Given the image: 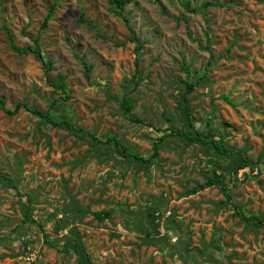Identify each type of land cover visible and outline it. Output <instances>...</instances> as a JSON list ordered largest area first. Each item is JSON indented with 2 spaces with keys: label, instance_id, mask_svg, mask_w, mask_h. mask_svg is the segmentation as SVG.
<instances>
[{
  "label": "rangeland",
  "instance_id": "1",
  "mask_svg": "<svg viewBox=\"0 0 264 264\" xmlns=\"http://www.w3.org/2000/svg\"><path fill=\"white\" fill-rule=\"evenodd\" d=\"M123 16L0 0V264H264V0H133ZM8 34L39 39L51 69ZM184 100L230 154L171 135L190 128ZM162 136L157 161L134 159Z\"/></svg>",
  "mask_w": 264,
  "mask_h": 264
},
{
  "label": "trees",
  "instance_id": "2",
  "mask_svg": "<svg viewBox=\"0 0 264 264\" xmlns=\"http://www.w3.org/2000/svg\"><path fill=\"white\" fill-rule=\"evenodd\" d=\"M132 1L133 0H107L108 4L110 5L111 12L114 15H116V16L122 17L127 24L129 23V20H128V18H125L123 16V13L125 11L126 6L129 5V4H131ZM186 6L188 7L189 4L187 3ZM52 15H53V11H51V13L47 16V18L45 20V23H44V27H47V25H48V23H49L50 18H51ZM81 21L84 22L83 19H81ZM130 31H131V34H132L131 40L136 44V46H137L136 51L139 52L140 49H141V47L143 46V43L140 40V38L137 37L134 34V30L132 28H130ZM8 35H9V40H10L11 46L13 47V49L16 52H18L19 54H25V55L32 54L38 61H40V62L43 63V66L46 69V71H49L51 69L52 64L50 62H45L44 59H43L42 51H41V44H40L39 39H35L34 40L35 47L18 48V47L15 46L14 40L12 39V37L10 36V34H8ZM81 62H82L83 66H84V68L86 70L87 77H89V75H90V73L92 71V66L89 65L87 62H85L83 60H81ZM137 64H138V60H137ZM54 86L56 88H61V89L64 88V85L63 84L54 85ZM187 88H188V93H190L192 91V89L194 88V86H193V84H189L188 83L187 84ZM184 103H186L185 104V107H184L185 108V115L187 116V122H188L190 128L187 131H179V130H175V129L172 130L171 129V135L176 136V137H179V138H182V139H184L185 141H187L189 143H200V144H203V145L212 144L220 152H223V153H226V154H230L229 153V149L225 148L222 144H218V142H216L214 139H210L209 140V138L205 134H198L197 132H195L194 127L192 126L193 124H192V122L190 120V110H189L188 103H187L186 100H184ZM121 105H122V108L124 109L125 116L130 121L135 122V123H139V124H143L144 123L142 120H140L139 118H137V117H135L134 115L131 114L133 107H132V105L130 104L129 101L123 100V102L121 103ZM0 107H1V109L6 110L5 103H4V101L1 98H0ZM20 107H24L29 112H32V113H35V114H39L42 117H45L47 122L52 123L55 126L56 125H58V126H60V125H66L67 128H69L71 130H74L76 133H81V134L88 135V133L85 132L83 129L74 128L69 123L66 124L65 122H63L62 124L61 123L56 124L55 120L48 113L47 114H43V113L39 112L38 110H31L25 104L18 105V107L15 110V112ZM8 113L11 114V112H9V111H8ZM167 137L168 136H162L160 138V140L157 141L154 144L153 153H152V155L150 156L149 159L143 160L142 158H140L138 156H134V159L141 160L143 162L145 161L146 163L153 162V161H157L158 158H159V155H160V143L162 142V140L166 139ZM112 141L115 143L116 148H120L121 147L122 149H124L121 146V143L118 142L116 139H113ZM246 163H247V161L244 160L243 164L240 166V169H243L245 167ZM224 193H225V195L228 198H230V195L228 194L227 190H224ZM234 207L236 209H239V207L236 204L234 205Z\"/></svg>",
  "mask_w": 264,
  "mask_h": 264
}]
</instances>
